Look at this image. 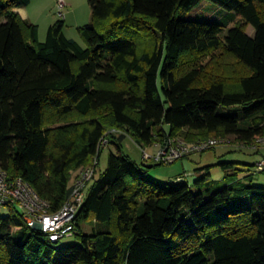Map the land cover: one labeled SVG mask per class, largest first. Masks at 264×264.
I'll list each match as a JSON object with an SVG mask.
<instances>
[{"label": "trees", "instance_id": "trees-1", "mask_svg": "<svg viewBox=\"0 0 264 264\" xmlns=\"http://www.w3.org/2000/svg\"><path fill=\"white\" fill-rule=\"evenodd\" d=\"M200 1L88 0L82 46L61 18L40 41L16 11L29 0H0V167L52 212L94 167L80 242L58 246L9 206L0 264H264V187L235 162L219 163L224 180H195L208 186L195 192L184 175L153 179L121 147L129 136L141 148L179 137L251 148L264 136V0H209L240 17L226 33L177 16ZM104 139L116 153L96 176Z\"/></svg>", "mask_w": 264, "mask_h": 264}, {"label": "rangeland", "instance_id": "rangeland-1", "mask_svg": "<svg viewBox=\"0 0 264 264\" xmlns=\"http://www.w3.org/2000/svg\"><path fill=\"white\" fill-rule=\"evenodd\" d=\"M63 2L62 8H59L58 0H31L27 4L26 9L31 13L34 23L39 24V40L44 41L48 26L61 18L65 22L64 32L66 36L77 40L84 46L85 44L78 34L77 27L91 21V9L88 0H63ZM60 11L62 14H60ZM177 16L191 20L220 22L225 25L224 33L240 21V17L235 15L233 11L226 10L209 0H201L191 9L179 10ZM246 32L252 36L254 34L253 26L248 25ZM158 146L141 148L129 136H125L121 141L122 150L137 163L143 162V150L154 156L159 150ZM110 153H116V147L112 142L106 143L101 149L96 176H98L99 171L105 168ZM262 153L263 156L252 147H241L237 144L225 142L214 149L192 153L189 158L177 159L171 163L150 167L148 175L153 179L166 183L177 176L185 174V181L192 187L193 191L197 192L208 186L201 183L196 184L195 180L202 176L216 182L224 180L225 175L231 171L230 169H224L219 163L232 161L235 162L234 167L239 169V176L244 182L264 187V173H257L255 168L256 161L264 159V149ZM152 163L156 162L149 160V164ZM78 177L75 176L76 179ZM9 212V207H0V216H6ZM79 223L83 228H88L91 225L89 221L80 220ZM79 242L78 236L71 235L61 238L57 245L63 246Z\"/></svg>", "mask_w": 264, "mask_h": 264}, {"label": "built area", "instance_id": "built-area-1", "mask_svg": "<svg viewBox=\"0 0 264 264\" xmlns=\"http://www.w3.org/2000/svg\"><path fill=\"white\" fill-rule=\"evenodd\" d=\"M59 8L64 5L63 0H58ZM60 14L62 12L60 11ZM222 140L209 139L200 143H186L181 139L171 142L166 140L154 156L143 150V162L149 164V160L156 163H171L192 152H200L206 148L217 146ZM107 140L101 141L104 146ZM250 147L258 150L264 148V136L259 137ZM264 169V159L256 162V170ZM94 174V167L85 168L73 183V191L62 207L57 211H49L46 201L41 199L33 188L22 178H9L6 171L0 167V207L15 206L22 213L28 226L40 230L44 236L52 242L63 237L73 235L76 228V215L84 201L87 183ZM184 177L185 174H184ZM179 176L176 180L184 178Z\"/></svg>", "mask_w": 264, "mask_h": 264}, {"label": "crops", "instance_id": "crops-1", "mask_svg": "<svg viewBox=\"0 0 264 264\" xmlns=\"http://www.w3.org/2000/svg\"><path fill=\"white\" fill-rule=\"evenodd\" d=\"M31 0H29V2H30ZM27 8V5L26 6H23V7H18V8H16V11L20 14V16L22 17V18H24V19H27V20H29V21H31V22H33L34 23V21H33V18H32V16H31V13L26 9ZM37 24V23H36ZM38 25V30L40 29L39 28V24H37ZM66 35V34H65ZM263 149L264 148H262V149H260L259 150V154L261 155V156H263V153H262V151H263ZM261 160V159H260ZM259 161V160H258ZM258 161H256V162H258Z\"/></svg>", "mask_w": 264, "mask_h": 264}, {"label": "water", "instance_id": "water-1", "mask_svg": "<svg viewBox=\"0 0 264 264\" xmlns=\"http://www.w3.org/2000/svg\"><path fill=\"white\" fill-rule=\"evenodd\" d=\"M164 144H166V143H164ZM145 166H147V168H150V167H152V164L145 165Z\"/></svg>", "mask_w": 264, "mask_h": 264}]
</instances>
